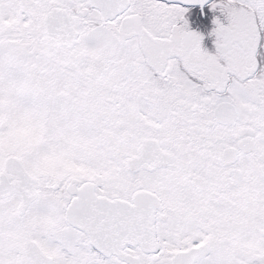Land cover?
Wrapping results in <instances>:
<instances>
[{
  "label": "snow or ice",
  "instance_id": "1",
  "mask_svg": "<svg viewBox=\"0 0 264 264\" xmlns=\"http://www.w3.org/2000/svg\"><path fill=\"white\" fill-rule=\"evenodd\" d=\"M0 264H264V0H0Z\"/></svg>",
  "mask_w": 264,
  "mask_h": 264
},
{
  "label": "flooded vegetation",
  "instance_id": "2",
  "mask_svg": "<svg viewBox=\"0 0 264 264\" xmlns=\"http://www.w3.org/2000/svg\"><path fill=\"white\" fill-rule=\"evenodd\" d=\"M203 19V25H197L193 24L194 26H199L201 29H198L196 31H201V32H207L211 30L212 23H211V15H209L207 18H202ZM195 30V29H193ZM207 44V41L205 42Z\"/></svg>",
  "mask_w": 264,
  "mask_h": 264
}]
</instances>
